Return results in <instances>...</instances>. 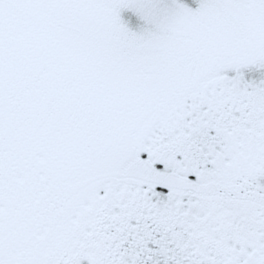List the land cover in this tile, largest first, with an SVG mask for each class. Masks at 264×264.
Returning <instances> with one entry per match:
<instances>
[{
    "label": "snow or ice",
    "instance_id": "snow-or-ice-1",
    "mask_svg": "<svg viewBox=\"0 0 264 264\" xmlns=\"http://www.w3.org/2000/svg\"><path fill=\"white\" fill-rule=\"evenodd\" d=\"M0 264H264V0H0Z\"/></svg>",
    "mask_w": 264,
    "mask_h": 264
}]
</instances>
